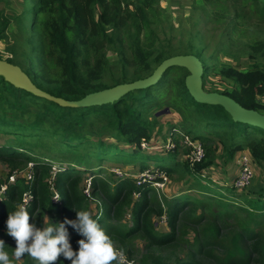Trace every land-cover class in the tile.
<instances>
[{
    "label": "trees",
    "instance_id": "obj_1",
    "mask_svg": "<svg viewBox=\"0 0 264 264\" xmlns=\"http://www.w3.org/2000/svg\"><path fill=\"white\" fill-rule=\"evenodd\" d=\"M202 1L228 13L231 10L223 0ZM231 1L248 8L253 18L264 23V0ZM31 2L32 24L29 26L27 19L24 28L29 31L34 59L25 72L40 89L54 96L81 100L91 93L146 78L165 59L175 56L163 47L156 48L153 24L157 20V0ZM247 17L249 15L237 13L239 27L243 30L246 22L241 19ZM2 22L0 42L6 37L10 24L5 15ZM115 46L119 47L121 57V70L117 73H113L107 56L108 50ZM247 47L248 57L262 64L246 71L224 65L218 75L231 81L233 87L207 91L228 95L245 108L264 114V105L258 100L264 94V39L252 38ZM206 69L208 71V67ZM189 75L183 67H172L150 88L130 92L115 103L87 108L62 107L16 88L3 79L7 83L8 95L0 92V110L11 102L14 112L29 111L32 104L27 102L28 98L44 101L47 105L37 111L34 122L29 124H18L16 119L0 111V133L13 136L0 146V159L8 160L13 169L34 164L31 179L19 177L10 183V178L4 180L0 177V239L10 247L16 246L15 240L6 234L5 222L8 213L19 203H24L27 194H31L32 202L25 205L30 213V222L41 227L62 221L65 217L75 219V211L87 210L114 243L126 245L136 238H144L148 245L142 264H264V195L257 188L249 190L253 196L251 206H237L236 214L229 210L231 203L219 196H211L209 201L197 200L188 194L168 198L159 195L153 182L138 185L130 179L115 181L111 177L97 176L90 196L98 197L100 212H91L90 199L85 191V175L95 162L102 166V162L111 156L134 161L142 159L143 167L150 168L144 159L150 160L153 156L144 155L142 147L153 138V128L148 124L147 115L156 108L161 109L165 101L182 116L188 134H193L190 135L192 141L204 138L197 132L202 122L211 124L213 121L212 129L218 132L230 158L238 151L248 150L254 162L264 166V129L235 122L221 106L197 103L186 85ZM221 121H229L231 127L219 129L218 122ZM97 125L99 134H112L116 141L124 142L133 150L126 151L118 145L113 147L95 140L92 130ZM43 133L50 135L45 137ZM44 138H51L55 146L66 150L62 151L61 158L66 164L64 168L54 172L53 165L43 157L45 153L37 151L38 143ZM207 142L214 143L209 139ZM205 148V159L194 166L189 161L176 162L160 165L159 170L167 175L179 174L180 179L187 174L200 179L214 165L212 145H205ZM178 152L179 147L170 155L176 157ZM187 154L188 151L185 152ZM156 181L162 180L158 178ZM4 186L7 189L3 193ZM54 191L60 194L59 202L52 200ZM212 199L216 201L211 202ZM239 213H245L244 217ZM126 215L133 218V226L124 223ZM164 217L170 227V232L165 234L156 228V218ZM185 219L199 228L195 241H186L193 251L186 260H173L165 252L169 247L175 251L179 248L183 241L179 232L183 226L181 221ZM69 237L76 249V241L81 237L71 227ZM10 247L7 250L13 264H37L35 258L27 253L21 257L23 260L15 258ZM59 259L64 260L62 254ZM111 263L116 264V261ZM64 264H71V261L64 260Z\"/></svg>",
    "mask_w": 264,
    "mask_h": 264
},
{
    "label": "rangeland",
    "instance_id": "obj_2",
    "mask_svg": "<svg viewBox=\"0 0 264 264\" xmlns=\"http://www.w3.org/2000/svg\"><path fill=\"white\" fill-rule=\"evenodd\" d=\"M227 2L231 10L230 12L215 8L214 5L205 3L202 0H157L155 5L157 20L153 24L156 33V48L163 47L169 53L194 54L198 56L204 66L207 68L204 73L205 90L230 88L231 81L220 77L218 72L221 67L233 66L240 71L250 70L254 65L262 64V62L254 61L247 55L249 53L248 43L252 38L258 37L264 39V23H259L256 18L252 17V12L248 8H242L231 0H223ZM235 6H237L235 10ZM31 0H0V22L5 15L8 17L10 24L8 25L5 38L0 42V57L5 61H13L24 71L29 66L32 58V44L30 43L29 31L24 28V23L28 19L29 26L32 24ZM100 9V8H99ZM99 11V10H98ZM237 13L249 15L244 20L246 22L245 30L239 27L240 20ZM2 27V26H0ZM119 47L115 46L108 50L107 56L110 61L113 73L119 72L121 69V57L118 54ZM130 55V53L128 52ZM2 71V70H1ZM0 72V92L2 95H8L6 90V77ZM7 81V80H6ZM8 82V81H7ZM9 83V82H8ZM165 95V94H164ZM162 95L161 97H163ZM264 95V94H263ZM167 98V95H165ZM27 102L32 105L29 111L14 112L11 107L13 104L7 102L1 107V113L14 118L17 123L29 124L33 123L35 114L38 110H42L47 103L38 99L28 98ZM45 104V105H44ZM166 108H170L171 112L158 116V112ZM148 124L152 125V141L142 145L144 155L153 156L146 161L145 165L150 168L143 167L142 159L134 161L132 158H114L111 156L102 162V166H98L99 162H95L93 167L85 175V191L88 194L91 205L92 214H96L99 210L100 202L98 197H92L94 190V177H111L115 181L130 179L139 183L144 173L154 175V172L160 171L159 167L174 164L176 162L184 163L188 161L185 152L188 148L184 144L185 138L193 134H188L187 126L182 116L165 101L161 109H155L147 115ZM210 123V122H209ZM231 127L229 121L218 122L219 129ZM214 122L211 124L202 122L198 134L204 138L201 142L208 147L211 144L214 149V165L208 172L203 173V177L195 179L191 174H187L180 179L179 174L166 175L167 181L164 183L150 181L162 197L172 198L183 194L191 195L194 199L201 201H209L211 196H219L227 199L231 206L229 210L238 214L237 206H251L253 196L249 193L250 189H260L264 195V166L253 161L255 177L250 188L240 191L233 188V180L238 176L241 170L242 158L252 157L247 150L238 151L233 158H230L229 152L224 150L223 144L218 136V132L213 130ZM98 125L95 126L92 133L97 141L107 143L109 145H118L120 149L132 151L133 147L126 145L124 142L116 141L112 134L98 133ZM103 133V134H102ZM49 137V133H43ZM189 135V136H188ZM8 139H13L11 134L0 133V146L6 144ZM211 140L214 143H208ZM179 147L176 157L170 155L175 149L172 144ZM112 148V147H111ZM38 152L45 153L44 158L53 165L54 172L64 168L66 164L62 158L64 148H59L53 144L51 138H44L38 143L36 148ZM241 152V153H240ZM253 159V157H252ZM132 160V162H131ZM254 160V159H253ZM34 164H28L27 168L16 167L13 169L10 162L6 159H0V177L2 179L10 178V183H14L19 177L33 178ZM149 179V178H148ZM201 182L202 184H198ZM116 184V183H115ZM7 186H4L3 193ZM210 197V198H209ZM33 197L27 194L24 204L29 205ZM264 199V197H263ZM57 201V200H56ZM58 200L57 202H59ZM212 199L211 202H215ZM244 217L245 213H239ZM124 223L133 226V218L126 215ZM234 220L233 223H235ZM232 223V222H229ZM232 223V224H233ZM183 225L180 236L183 241L179 244V248L175 251L171 247L168 248L166 255L173 260L188 259L192 253V246L186 242L193 243L196 238L198 227L194 226L189 219L181 221ZM156 228L159 233H169L170 227L166 221V217L156 218ZM148 242L144 238H136L130 243L124 245L118 242L114 243L116 249H122L125 253L126 260L124 264H142L141 259L147 253ZM23 258H19V260ZM171 261V263L173 262ZM113 264V263H111Z\"/></svg>",
    "mask_w": 264,
    "mask_h": 264
},
{
    "label": "clouds",
    "instance_id": "obj_3",
    "mask_svg": "<svg viewBox=\"0 0 264 264\" xmlns=\"http://www.w3.org/2000/svg\"><path fill=\"white\" fill-rule=\"evenodd\" d=\"M52 200H60L59 192L53 194ZM75 219L65 217L62 221L51 222L38 227L30 222V213L24 203H19L8 213L5 222L6 234L15 240V247H10L4 239H0V264H13L12 256L19 259L24 254L35 258L37 264H124L126 260L122 249L114 248L113 239L98 224L89 211H75ZM69 227L81 238L76 241L78 247L73 248L69 237ZM63 255L64 260L59 259Z\"/></svg>",
    "mask_w": 264,
    "mask_h": 264
},
{
    "label": "water",
    "instance_id": "obj_4",
    "mask_svg": "<svg viewBox=\"0 0 264 264\" xmlns=\"http://www.w3.org/2000/svg\"><path fill=\"white\" fill-rule=\"evenodd\" d=\"M172 67H183L190 75L186 85L192 98L200 104L223 107L235 122L246 123L264 129V114L257 110L247 109L232 97L219 93L209 92L204 88L205 66L201 59L194 54H180L165 59L152 73V75L134 81L116 85L95 93H91L81 100L73 101L54 96L40 89L31 77L19 66L0 59V72L6 80L16 88L23 89L34 96L49 100L62 107L87 108L115 103L130 92L147 89L156 85L164 73ZM2 70V71H1ZM170 108L158 112V116L170 113Z\"/></svg>",
    "mask_w": 264,
    "mask_h": 264
},
{
    "label": "built area",
    "instance_id": "obj_5",
    "mask_svg": "<svg viewBox=\"0 0 264 264\" xmlns=\"http://www.w3.org/2000/svg\"><path fill=\"white\" fill-rule=\"evenodd\" d=\"M184 144L188 148L187 159L191 163V165L194 166L195 164L200 163L205 159L206 148H205V145L201 141H192L190 137V138H185ZM172 145L174 146L172 147V149L178 148L177 143H176V146L174 144ZM242 160L243 162L241 165V170L238 176L233 181V187L240 191L247 189L252 184L254 177H255V171L253 168L254 160L252 159V157L244 156ZM166 175L167 174L164 173L163 171H156L154 172V175H149L148 173H144L141 180H139L138 185H140L141 183L147 182V181L148 182L154 181L155 183L157 182L156 180L158 178L162 180L160 181V183H164L167 181V178H168Z\"/></svg>",
    "mask_w": 264,
    "mask_h": 264
},
{
    "label": "crops",
    "instance_id": "obj_6",
    "mask_svg": "<svg viewBox=\"0 0 264 264\" xmlns=\"http://www.w3.org/2000/svg\"><path fill=\"white\" fill-rule=\"evenodd\" d=\"M229 86L233 87V83H231ZM231 87H230V88H231ZM258 100L264 105V95L259 96V97H258ZM247 151H248V150H247ZM241 152H242V151H241ZM241 152H240V153H241ZM243 152H244V151H243ZM239 172H240V170H239ZM239 172H238V174H239ZM236 177H237V176H236ZM236 177H235V178H236Z\"/></svg>",
    "mask_w": 264,
    "mask_h": 264
}]
</instances>
